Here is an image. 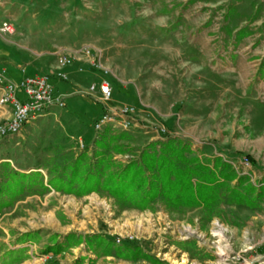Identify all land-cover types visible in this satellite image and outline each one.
<instances>
[{
    "label": "rangeland",
    "instance_id": "obj_1",
    "mask_svg": "<svg viewBox=\"0 0 264 264\" xmlns=\"http://www.w3.org/2000/svg\"><path fill=\"white\" fill-rule=\"evenodd\" d=\"M4 22L15 33L4 32ZM263 44L264 0H0V47L12 46L23 73L48 69L53 61L63 65L64 54L78 59L89 50L91 62L105 67L113 84L108 106L137 107V125L108 131L126 135L116 142L121 152L107 149L117 165L170 137L189 144L191 155L218 172L236 176L209 208H174L158 198L140 209L106 191L78 196L45 190L50 177L69 173L82 151L93 155L98 149L102 133L95 121L108 106L90 90L102 80L92 66L101 79L80 89L84 111L61 108L0 141L1 188L15 172L42 173L0 211V257L27 247L15 264H75L81 257L94 264H264V116L249 101L264 97V52L256 53ZM245 48L251 52L240 66ZM57 79V90L72 89ZM142 111L153 116L144 118ZM249 185L255 190L246 195ZM235 189L254 204L237 202ZM216 222L225 229V256L213 233ZM37 230L34 241L18 243L23 233ZM71 232L101 234L115 246L111 255H98L86 238L57 256L43 253L55 234ZM125 243L144 256L117 255Z\"/></svg>",
    "mask_w": 264,
    "mask_h": 264
},
{
    "label": "trees",
    "instance_id": "obj_2",
    "mask_svg": "<svg viewBox=\"0 0 264 264\" xmlns=\"http://www.w3.org/2000/svg\"><path fill=\"white\" fill-rule=\"evenodd\" d=\"M66 81L65 79H61ZM125 133L116 136L108 130L95 141L97 150L90 155L82 151L69 165V173L63 176H52L47 184H43L45 190L50 188L69 194L83 196L91 192L106 191L111 196L133 207L140 209L150 208L158 198H163L169 206L179 207H211L220 198V189L225 182L236 178L235 175L219 172L199 156L191 155V146L187 143L176 142L167 137L161 143H150L140 154L139 158L117 165L113 157L107 153V149L113 145L119 152L116 142L125 138ZM160 145L157 148V145ZM248 157V156H247ZM249 158V157H248ZM42 175L40 171L35 173H13L4 187H0V195L10 199H0V211L13 204L16 196L22 194L27 186H34ZM241 180V179H240ZM255 187L249 185L246 195L253 194ZM238 195L237 202L254 204V200L248 198L238 189L234 190ZM40 231H28L18 238V243L25 244L34 241ZM86 238L87 244L98 255H111L114 241L101 234L82 235L71 232L64 236L55 234L54 243L47 245L43 250L45 255L57 256L66 249L79 245ZM117 255L128 258H139V247L129 244L118 246ZM27 247L9 249L0 257V264H15L23 258ZM48 264H55L54 261ZM75 264H94L93 261L84 263L83 257L77 259ZM157 264V263H155Z\"/></svg>",
    "mask_w": 264,
    "mask_h": 264
},
{
    "label": "built area",
    "instance_id": "obj_3",
    "mask_svg": "<svg viewBox=\"0 0 264 264\" xmlns=\"http://www.w3.org/2000/svg\"><path fill=\"white\" fill-rule=\"evenodd\" d=\"M2 30L6 33H15V26L10 22L2 24ZM87 50V54H89ZM77 57L72 53L64 54L62 64L67 65L75 61ZM92 66L102 71V80L96 85L92 84V92L99 91L102 100L108 106L114 97V87L108 77V70L95 61ZM64 72H37L22 77L19 80L11 79L5 70L0 69V87L3 90L1 105L10 106L11 117L0 121V141L14 134H18L24 126L36 116L46 113L51 105L65 108L67 105L64 96L58 95L55 87V79H67ZM138 109L133 104H123L118 107L108 106L95 121V130L103 133L105 130H128L138 124L135 117ZM160 133L166 129L161 126ZM84 146V145H82Z\"/></svg>",
    "mask_w": 264,
    "mask_h": 264
},
{
    "label": "crops",
    "instance_id": "obj_4",
    "mask_svg": "<svg viewBox=\"0 0 264 264\" xmlns=\"http://www.w3.org/2000/svg\"><path fill=\"white\" fill-rule=\"evenodd\" d=\"M0 50H1V52H3V55L0 56V69L5 70L7 73V76L11 79L19 80L26 75L34 74L37 72L55 71V72L67 73L69 79L65 82H67L69 84L68 86H71L72 89H67L66 87H64V89L62 91L56 89L57 94L64 96L66 99V102H67L66 109H65L66 113H70L71 110L74 111V109H76V108H79V110L84 111L86 108L84 106L86 103L85 102L86 96H83L82 94H80L81 93L80 89L83 86L87 87L91 82H98L101 79L100 72H97V73L91 72L92 62H91V59L89 57V54H87L86 52H82L80 57L70 64L61 65V64L53 61V63L50 62V64L48 65V69L38 70L36 68H32V70H28L27 73L25 74L21 71V68L19 67L20 60L15 56V50L12 49V46H9L5 50H4V48L0 47ZM243 51L245 53H243L240 56V66L246 62L245 59H247L246 58L247 55L250 54V52H251V51H249V49L248 50L246 49ZM260 52L261 53L264 52V44H263V50L258 49V51H256V53H258V54H260ZM92 71H94V70H92ZM56 81H60V82L65 83L63 80H59V79H57ZM260 83H261V81L259 82V85H260ZM2 94H3V90L0 87V102H1ZM249 101L252 103V105H250V107L252 109H256L258 111V113L260 112V115L264 116V108H262V106H261L264 103V97H261V94H256V95H253V97H251L249 99ZM257 105H259V106H257ZM60 112H61L60 107H58L57 105H51L47 109L46 113H44L40 116L33 117L24 126V128L21 131H27L29 123L38 117L47 116L49 114H53L55 116L56 113H60ZM142 112H143L144 118H149V117L153 116L150 114L149 111H142ZM11 115H12L11 107L10 106L9 107L8 106H2L0 103V121L6 119L8 117H11ZM14 135H16V134H14ZM14 135H12V136H14ZM12 136H10V137H12ZM6 139L7 138H5V141H7Z\"/></svg>",
    "mask_w": 264,
    "mask_h": 264
},
{
    "label": "bare ground",
    "instance_id": "obj_5",
    "mask_svg": "<svg viewBox=\"0 0 264 264\" xmlns=\"http://www.w3.org/2000/svg\"><path fill=\"white\" fill-rule=\"evenodd\" d=\"M189 234H194L195 231L189 229ZM213 233L215 236L219 237L220 238V244H219V250L221 252V255H227V252H226V246L222 245L221 241H225L226 240V236H225V229L223 227L220 226L219 223H215V227L213 228Z\"/></svg>",
    "mask_w": 264,
    "mask_h": 264
}]
</instances>
